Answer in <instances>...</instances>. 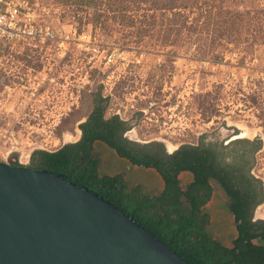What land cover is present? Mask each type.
<instances>
[{"label":"rangeland","instance_id":"374dc122","mask_svg":"<svg viewBox=\"0 0 264 264\" xmlns=\"http://www.w3.org/2000/svg\"><path fill=\"white\" fill-rule=\"evenodd\" d=\"M30 3L36 23L49 25L55 37L35 47L18 40L0 48V127L14 146L0 160L18 162L28 154L21 158L26 165L33 149L78 139L77 125L100 85L108 96L105 115L129 120L126 135L137 141L159 140L171 151L202 133L226 143L233 127L238 137H261L251 171L264 183V44L214 41V25L204 22L200 32L183 29L167 40L158 29L138 36L102 6L106 26L95 22L92 8L81 11L64 0ZM212 3L214 21L224 16L217 5L264 7V0ZM259 206L264 211V201Z\"/></svg>","mask_w":264,"mask_h":264},{"label":"trees","instance_id":"16d2710c","mask_svg":"<svg viewBox=\"0 0 264 264\" xmlns=\"http://www.w3.org/2000/svg\"><path fill=\"white\" fill-rule=\"evenodd\" d=\"M213 1L64 0L63 4H74L81 11L92 8L95 22L106 26L102 6L113 12L115 24L138 36L158 29L156 33L167 40L183 29L200 32L198 22H204L206 28L214 25V41L264 44V7L217 5L224 16L214 21ZM168 16L172 20L163 25ZM100 88L92 92V107L77 125L79 138L51 150L33 149L26 165L62 173L97 192L190 264H264V219L254 217L264 201V183L251 171L261 137L236 135L225 143L202 133L196 143H182L169 151L162 141L128 137L130 121L105 115L108 96Z\"/></svg>","mask_w":264,"mask_h":264},{"label":"water","instance_id":"95a60500","mask_svg":"<svg viewBox=\"0 0 264 264\" xmlns=\"http://www.w3.org/2000/svg\"><path fill=\"white\" fill-rule=\"evenodd\" d=\"M0 264L190 263L86 186L0 160Z\"/></svg>","mask_w":264,"mask_h":264},{"label":"built area","instance_id":"2783aa9c","mask_svg":"<svg viewBox=\"0 0 264 264\" xmlns=\"http://www.w3.org/2000/svg\"><path fill=\"white\" fill-rule=\"evenodd\" d=\"M31 0H0V48L13 41L21 40L22 43L38 46L41 42L54 39V34L49 25L39 26L35 21V10ZM42 46V45H41ZM12 145L6 130L0 127V158H6L12 152ZM28 158V154L20 155ZM25 160V159H24Z\"/></svg>","mask_w":264,"mask_h":264},{"label":"bare ground","instance_id":"6f19581e","mask_svg":"<svg viewBox=\"0 0 264 264\" xmlns=\"http://www.w3.org/2000/svg\"><path fill=\"white\" fill-rule=\"evenodd\" d=\"M77 130V129H76ZM79 130V129H78ZM252 130L253 129H250V128H247L246 129V133L245 134H247V136H251L252 135ZM79 132H80V130H79ZM255 132V131H254ZM243 132H241V135L242 136H244L245 135ZM72 134L71 133H65L64 134V140H70L72 137ZM255 214L257 215V216H261V217H264V211H262L261 210V208H260V206H258L257 208H256V210H255Z\"/></svg>","mask_w":264,"mask_h":264},{"label":"flooded vegetation","instance_id":"af4514ba","mask_svg":"<svg viewBox=\"0 0 264 264\" xmlns=\"http://www.w3.org/2000/svg\"><path fill=\"white\" fill-rule=\"evenodd\" d=\"M226 131H227V133L229 134L228 137H231V136H232V138H235L236 135H237V134H233L232 131H231V129H226ZM232 138H231V139H232ZM227 142H228V141H227Z\"/></svg>","mask_w":264,"mask_h":264}]
</instances>
